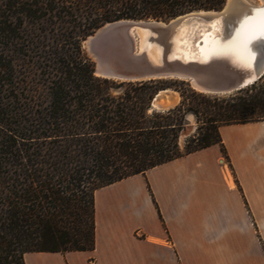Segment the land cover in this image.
<instances>
[{
  "label": "trees",
  "instance_id": "1",
  "mask_svg": "<svg viewBox=\"0 0 264 264\" xmlns=\"http://www.w3.org/2000/svg\"><path fill=\"white\" fill-rule=\"evenodd\" d=\"M225 0H0V264L27 251L92 250L94 191L220 145L219 127L264 120V75L224 94L179 79L96 76L82 41L106 22L170 19ZM177 105L152 109L159 93ZM193 114L197 127L181 144Z\"/></svg>",
  "mask_w": 264,
  "mask_h": 264
},
{
  "label": "crops",
  "instance_id": "2",
  "mask_svg": "<svg viewBox=\"0 0 264 264\" xmlns=\"http://www.w3.org/2000/svg\"><path fill=\"white\" fill-rule=\"evenodd\" d=\"M219 132L226 156L213 144L97 188L92 250L24 264H264V120Z\"/></svg>",
  "mask_w": 264,
  "mask_h": 264
},
{
  "label": "water",
  "instance_id": "3",
  "mask_svg": "<svg viewBox=\"0 0 264 264\" xmlns=\"http://www.w3.org/2000/svg\"><path fill=\"white\" fill-rule=\"evenodd\" d=\"M259 6H264V0H259V3L225 0L220 9L191 11L166 20L120 19L106 22L89 34L82 41V46L94 63L96 76L130 81L179 79L188 81L198 92L229 94L253 84L264 75V40L260 42V52L250 70L224 57L198 61L173 56L174 33L181 25L201 22L188 36L191 43L196 42L198 46L203 33L211 29L213 18L218 17L215 26L226 24L225 30L229 33L243 17L249 16ZM144 30L148 34L144 35ZM212 33L218 35L219 31L213 29ZM153 47L160 49L158 56L150 55ZM166 93L167 90L162 95ZM162 95L156 98L160 99ZM172 104L163 103L156 107L152 102L151 105L166 110Z\"/></svg>",
  "mask_w": 264,
  "mask_h": 264
},
{
  "label": "bare ground",
  "instance_id": "4",
  "mask_svg": "<svg viewBox=\"0 0 264 264\" xmlns=\"http://www.w3.org/2000/svg\"><path fill=\"white\" fill-rule=\"evenodd\" d=\"M261 8H264V6H259L253 9L251 14L249 16L243 17L229 33L225 30V26L227 27L226 24L225 26H223L221 23H219L215 26V22L218 20V17L213 18L211 22L212 27L209 31L203 33V35L201 36L202 41L200 45L196 46V42L192 44L190 41L188 42L187 39H184L183 41L175 39V45L172 51V55L177 56L183 60L198 61H204L211 57H224L238 66L251 70L256 59V55L258 52H260V42L264 39H256L248 45V53H250L249 56L248 54H245L243 52V49L239 44V38L245 19H251L252 17L256 16L257 10ZM213 29L218 30L219 34L214 35L212 33ZM209 32L211 33V35L209 34ZM146 34H148V31L144 30V35ZM156 48L157 47H153L150 50V55L153 57L160 54V49ZM193 49H195L196 51H193ZM167 91L168 94L164 98V102L168 101L169 99L172 100V94L175 93L171 90ZM158 95H162V93H159ZM167 103L172 104L173 102L170 101V103ZM153 105L156 107L161 106L163 105V101L156 98Z\"/></svg>",
  "mask_w": 264,
  "mask_h": 264
},
{
  "label": "rangeland",
  "instance_id": "5",
  "mask_svg": "<svg viewBox=\"0 0 264 264\" xmlns=\"http://www.w3.org/2000/svg\"><path fill=\"white\" fill-rule=\"evenodd\" d=\"M250 2H252V3H259V0H249ZM201 22H197V23H195L194 25H192V23L190 22V23H187V24H184V25H181V26H179V28L177 29V31L174 33V39H178L179 41H183L184 39H187V41L189 42H191V39H189L188 38V36L190 35L189 33L192 31V29H194L198 24H200ZM199 33H201V32H199ZM186 35V36H185ZM185 36V37H184ZM181 38H182V40H181ZM83 47V46H82ZM84 49V48H83ZM157 49V48H156ZM153 50H155V49H153ZM152 50V51H153ZM85 51V50H84ZM193 51H196L195 49H193ZM86 53V52H85ZM86 55H87V53H86ZM88 56V55H87ZM89 57V56H88ZM90 58V57H89ZM91 59V58H90ZM172 91V90H171ZM175 92V91H174ZM166 94H168V93H166ZM171 95V94H170ZM172 95H174V94H172ZM179 95V94H178ZM166 97V95L165 94H163L162 95V97H160V99L159 100H162L163 101V103H167V102H169L170 103V101H172L173 102V106H175V105H177L178 103H179V101H180V97H172V98H176L175 100L174 99H169L168 101H165L164 102V98ZM174 100V101H173ZM172 106V107H173ZM152 109H154V110H156V111H164V110H162V109H158V108H156V107H154V106H152ZM197 125H198V123H197V120H196V118H195V116L193 115V114H188L187 115V121H186V123H185V125H184V128H183V130L181 131V133H180V137H179V141H180V143L182 144L183 142H184V140L188 137V136H190L191 134H193L194 132H195V130H196V127H197Z\"/></svg>",
  "mask_w": 264,
  "mask_h": 264
},
{
  "label": "snow or ice",
  "instance_id": "6",
  "mask_svg": "<svg viewBox=\"0 0 264 264\" xmlns=\"http://www.w3.org/2000/svg\"><path fill=\"white\" fill-rule=\"evenodd\" d=\"M256 39H264V8L258 9L256 16L244 21L239 44L245 54L250 56L248 45Z\"/></svg>",
  "mask_w": 264,
  "mask_h": 264
}]
</instances>
